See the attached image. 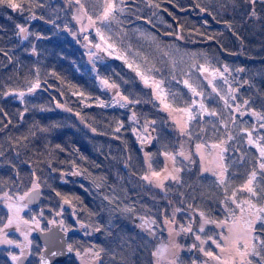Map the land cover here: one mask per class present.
Returning <instances> with one entry per match:
<instances>
[{"label":"trees","instance_id":"1","mask_svg":"<svg viewBox=\"0 0 264 264\" xmlns=\"http://www.w3.org/2000/svg\"><path fill=\"white\" fill-rule=\"evenodd\" d=\"M116 3L123 10L108 21L100 19L104 0H29L22 13L0 7V196L39 185L37 208L52 209L73 247L56 264H81L75 253L89 248L103 249L96 264H155L163 223L174 211L184 223L194 220L192 230L207 241L187 242L180 264L202 262L204 252L219 249L209 237L222 245L227 229L205 224L200 213L216 224L245 223L255 216L244 203L249 194L237 190L253 170L257 190L264 188L259 149L247 135L264 137V120L252 115H264V3ZM80 14L95 26L79 28ZM17 25L28 29L27 39ZM165 104L191 109L196 118L187 133L178 131ZM147 135L152 144L143 148ZM220 140L227 145L221 178L202 172L195 153ZM182 149L192 156L179 155ZM166 153L175 156L179 180L155 187L144 177L164 168ZM251 203L264 207V192ZM144 221L153 222V234L137 225ZM252 221L253 235L264 240V226ZM257 250L264 256V246ZM0 264H14L3 248ZM26 264L40 261L33 256Z\"/></svg>","mask_w":264,"mask_h":264},{"label":"rangeland","instance_id":"2","mask_svg":"<svg viewBox=\"0 0 264 264\" xmlns=\"http://www.w3.org/2000/svg\"><path fill=\"white\" fill-rule=\"evenodd\" d=\"M77 21L79 28L84 30L95 26L94 23H92L93 21L91 19L86 18L82 14H80L77 17ZM214 78L215 76H211V79ZM167 112L171 120L175 123L178 131L180 133H184V131L181 130V126L184 120H186L185 113L180 111H173V110H167ZM144 138L145 139L141 141V146L143 148L146 146L148 147L152 144V139L149 135L145 136ZM214 145H219V147H214ZM200 146L202 147H200L199 150L197 149L195 153L201 161L202 172H207L212 175H217L220 176V178L225 177L226 168L224 161V156H225L224 149L227 150V145L224 147L223 140L217 142L215 141L213 143H210L209 145L201 144ZM182 150H184L185 152L184 154H186L187 156L189 157L192 156V154L189 151H186L185 149ZM147 153L145 154V156L148 161L149 159ZM165 160H166V164L164 168L159 172L161 173L160 181L158 182L155 179H153L151 182L149 181L155 187H161L159 186V184L160 183L164 184V182H166L168 179H171V175L179 176V171H177V168L174 165V161L168 159V156H166ZM152 173L153 172L147 173L146 176H151ZM221 173H223V175H221ZM166 175L169 176L168 179L163 178ZM24 195L25 193L17 194L14 196L7 194V197H11V199H8L5 196V194L0 196V206H2L3 211L6 212V219L5 217L0 218V228H4V225L7 224L9 218H13L16 221L11 227L4 228V232H0V240L5 239L4 234L7 233V239L12 240L14 243L12 244L0 243V249L3 248V250L7 251L8 259L14 264H18V263H16V260H13L12 257L20 256L21 251H24L25 255L29 256V259L30 257L32 258L34 256L37 257L39 260L42 247L39 248L38 250V244L34 239V234H35L34 227L47 229L51 223L57 221L55 220V217L52 214L53 213L52 209H47V212L44 213V207L41 206L37 208L35 206H29L26 202V199L20 200L19 198ZM9 205H14L15 208L19 209V212L14 214V211L9 208ZM68 205L71 206L70 203H68ZM34 213H37L38 216L33 215ZM46 215L47 216L51 215L49 216V219L51 220H48ZM254 218L255 217H251L249 219V217L246 216L245 223L241 219H238L232 223L224 224L223 227L227 229L226 232L227 237L238 238L243 236L245 230L247 229L248 221H252ZM24 221H28V223H24ZM60 221L62 220L60 219ZM165 221L166 222L163 223L164 238L160 237L158 249L166 247L168 251L162 257H158L157 255H155V264H172L173 261H175V264H180L179 258L182 257L184 253H187L190 250V249H186V243L189 242L190 240L196 241L197 240L196 237L197 236L200 237V235L199 233H196L195 229H193L191 232L183 231V229L188 228L189 226L191 227V229L195 228L196 225L190 224L194 222V220H192L190 223H184L183 220L177 217V211H174L172 220L167 219ZM137 225L142 230L145 227V229L149 231V234L154 233V225L152 221L149 222L144 221L138 223ZM220 225L221 224L214 223L215 227H221ZM201 227H203V229L205 230V226L202 223L200 228ZM80 228L82 229L81 225ZM229 229H232V231H230ZM25 234L27 235V240L25 239ZM211 238L214 239L213 236H211ZM225 238H226L225 236L222 237L223 240L222 246L228 247V241ZM199 240L203 245L204 243H202V241L204 240H202L201 237ZM29 241L31 242L30 245L28 247H25V245L28 244ZM243 242L244 241L241 239L240 241L241 246L243 245ZM17 245H20V247H17ZM190 247H192V245H190ZM76 250L77 249L75 247L74 251ZM157 250L155 251V253L157 252ZM215 254L221 256L223 260H229V253L221 252L220 248L217 249V252ZM81 255L84 257L83 260L77 257V259L81 264H96V260L89 253V250L85 249L84 252H81ZM192 264H220V261H216L209 258L208 256H205L202 262L197 261V263L194 262ZM237 264H239V258H237Z\"/></svg>","mask_w":264,"mask_h":264},{"label":"snow or ice","instance_id":"3","mask_svg":"<svg viewBox=\"0 0 264 264\" xmlns=\"http://www.w3.org/2000/svg\"><path fill=\"white\" fill-rule=\"evenodd\" d=\"M121 2H123V0H121ZM246 2H248L252 5H255L258 2L264 3V0H246ZM28 3H29V0H0V7H5L8 9H11L13 12L22 13L25 10V6ZM77 3H79V0H77ZM118 10L122 11L123 9L117 8L116 0H104L103 12H102L100 19L102 21H108L109 19H115V13ZM251 15L256 16V13L254 10H252ZM8 18L11 19V17H8ZM16 27L18 29L17 34L18 35L24 34L23 39H27L28 38L27 37L28 29L26 27H24L23 25H17ZM101 39H103V36H101ZM97 47H99V45H97ZM109 47H111V45H109ZM0 51H2V49H0ZM130 67H131V65H130ZM204 70L207 71V69H204ZM141 76H142V79H144L145 84H148V79L146 77H144L143 74H141ZM104 83L107 84V81H105ZM112 86L113 85H110V87H112ZM153 86L157 89L160 88L159 83H154ZM37 87H38V85H37ZM30 91H31V89H30ZM193 91H195V90L193 89ZM19 95L21 97H23L24 94L20 93ZM197 95H199V93H197ZM158 98H160L159 93H158ZM124 99H127V98L125 97ZM247 103H248V101H245V104H247ZM203 107L204 106L201 105L202 109H203ZM165 109L166 110L170 109V105L165 104ZM176 111H180V112L185 113L186 120H184V122L181 126V130L184 131L185 133H187L189 122L194 120L196 117L192 114L191 109H176ZM205 111H206V109H205ZM208 114L209 115H216L215 112H209ZM252 115L257 116L258 119L264 120V115H261L260 113H257L254 110L252 112ZM178 123H179V121H178ZM261 128H264V124H261ZM247 135L249 137L248 142L250 144L255 145L259 149V157L262 161L259 164V169L261 170V173L264 174V144H261L259 142L260 140H264V137H260L259 140L252 139V132L251 131H248ZM200 147H202V146L198 145L197 149L199 150ZM214 147H219V145H214ZM165 155L168 156V159L175 161V156L167 154V153ZM179 155L183 156L185 154L183 152H181V153H179ZM165 171H167V170H165ZM169 175H171V174H169ZM221 175H223V173H221ZM160 178H161V173H159V172H153L151 174V176H145L144 177L145 180H148L150 182L153 179H155L156 181L159 182ZM163 178L168 179L169 176L166 175ZM171 179L179 180V177L176 175H171ZM256 181H257V171L253 170L249 174V177L246 180V182L237 191L246 192L249 194V199H246L244 201V203L248 205L250 214L254 215L256 220L260 221L262 226H264V216L260 215L261 213H264V207L257 209L256 205L251 203L252 197H256V196L260 195L262 192H264V188L259 189V191L257 190L259 185L256 183ZM223 182L224 181L222 179L221 183H223ZM159 186L163 187V184L160 183ZM38 188H39V185L34 184L31 191H36ZM29 195H31V192L25 193V195L21 196L19 199L24 200ZM5 196L7 197V193H5ZM235 197H236V193L234 192L233 195L231 197H229V199H232L233 202H235ZM7 198L11 199V197H7ZM239 206L240 205H238V207ZM25 207H26V205H25ZM9 208L14 211V214L19 212V209L15 208L14 205H9ZM200 215L202 217H204V223L205 224L216 223L215 221L209 220L207 217H205L204 213H200ZM15 222L16 221L13 218H9L7 221V224L4 225V228L11 227ZM24 223H28V221H24ZM224 224H227V221L221 222L220 226H223ZM4 228H0V232H4ZM229 230L232 231V229H229ZM96 231H100V229L97 228ZM183 231L191 232L192 229L189 226L188 228L183 229ZM200 231L201 232L204 231L203 227H201ZM253 232H254V221H248L247 229L245 230V233L243 236L238 237V238H231V237L225 238L228 241V247L222 246L219 242H217L216 240L209 237V239L212 240V243H214L217 248H220L221 252L229 253V260H223L221 256L216 255L215 253H213L211 251L204 252V255L208 256L209 258H211L213 260L220 261V264H237V258H239V264H253L252 260L249 259V257H251V256H257V257H260L262 260H264V256H261V252L257 250L258 244L260 246H264V240H259L258 237H255L253 235ZM4 235H5V239L0 240V243H7V244L14 243L12 240L7 239V233H5ZM25 239L27 240L26 234H25ZM196 239L199 240L200 237L197 236ZM241 239L244 241L242 246L240 243ZM30 243L31 242L29 241L28 244L25 245V247H28L30 245ZM202 243H207V241H202ZM17 247H20V245H17ZM192 247L195 248L196 245L194 244V245H192ZM67 251L70 253L73 252L72 245H68ZM100 251H103V249H101ZM100 251L93 252L91 249H89V253L96 260L100 259ZM167 251H168V249L166 247L161 248V249L157 250L155 255H157L158 257H162ZM200 251L203 252L204 249L201 248ZM75 254L81 260L84 259V257L81 255V253L79 251H76ZM51 255L57 256L58 253L52 252ZM23 256H25V253H24V251H21L20 256H13L12 259L13 260H20L21 257H23ZM41 264H51V262L47 258L42 257L41 258ZM172 264H175V261H173Z\"/></svg>","mask_w":264,"mask_h":264},{"label":"water","instance_id":"4","mask_svg":"<svg viewBox=\"0 0 264 264\" xmlns=\"http://www.w3.org/2000/svg\"><path fill=\"white\" fill-rule=\"evenodd\" d=\"M77 178L76 175L73 176ZM31 195L26 197V202L30 206H37L41 200V190L38 188L36 191H30ZM36 236L39 239L40 243L44 246L40 253V264L41 258H47L51 264L64 262L70 252L67 251V239L68 234L61 229V224H52L48 230L42 231L37 230ZM52 252H57V256H52ZM28 261V255L21 257L20 260H17L18 264H25Z\"/></svg>","mask_w":264,"mask_h":264}]
</instances>
